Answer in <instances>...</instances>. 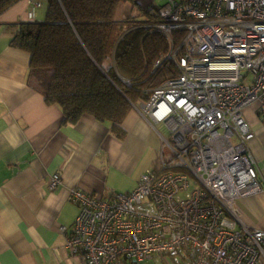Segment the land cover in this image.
Listing matches in <instances>:
<instances>
[{
  "label": "built area",
  "instance_id": "1",
  "mask_svg": "<svg viewBox=\"0 0 264 264\" xmlns=\"http://www.w3.org/2000/svg\"><path fill=\"white\" fill-rule=\"evenodd\" d=\"M165 1L153 26L176 74L136 108L170 136L158 131V165L134 190L71 191L79 214L67 247L84 264H264V230L229 216L263 189L243 108L253 105L264 125V0ZM60 182L54 174L51 187Z\"/></svg>",
  "mask_w": 264,
  "mask_h": 264
},
{
  "label": "crops",
  "instance_id": "2",
  "mask_svg": "<svg viewBox=\"0 0 264 264\" xmlns=\"http://www.w3.org/2000/svg\"><path fill=\"white\" fill-rule=\"evenodd\" d=\"M48 3L20 0L0 19V264H84L67 247V233L79 214L71 191L130 192L146 170L157 167L162 147L161 125L153 127L139 108L129 113L119 137L91 115L63 124L61 106L30 87L31 54L11 44L9 26L44 21ZM32 9L35 17L29 19ZM133 11L131 2L122 1L116 18L125 20ZM253 124L248 148L263 189L239 198L229 216L241 227L264 230V125ZM56 173L61 182L53 189Z\"/></svg>",
  "mask_w": 264,
  "mask_h": 264
},
{
  "label": "trees",
  "instance_id": "3",
  "mask_svg": "<svg viewBox=\"0 0 264 264\" xmlns=\"http://www.w3.org/2000/svg\"><path fill=\"white\" fill-rule=\"evenodd\" d=\"M19 1L0 0V19ZM122 1L133 9L139 5L138 0H49L44 21L9 26L11 44L31 54L28 84L47 103L61 106L63 124L91 115L123 137L125 119L148 98L145 90L176 74L165 56L168 41L153 26L158 6L145 10L147 20L134 14L118 20Z\"/></svg>",
  "mask_w": 264,
  "mask_h": 264
},
{
  "label": "rangeland",
  "instance_id": "4",
  "mask_svg": "<svg viewBox=\"0 0 264 264\" xmlns=\"http://www.w3.org/2000/svg\"><path fill=\"white\" fill-rule=\"evenodd\" d=\"M165 2H166L165 0H152L153 4H149L147 6H146V4L141 5V6L138 5V6H136V8L134 9L132 14L139 15V17H138L139 21L147 20V14L145 13V10L150 9L153 6L163 5V4H165ZM243 114L251 126L255 125V124H253V121H256L257 123L260 122V116H259L257 110L254 108L253 105H248V106L244 107L243 108ZM158 130L161 133H163L165 136H168V137L170 136L169 130L166 126H164V125L158 126ZM170 259H171L170 257H165V260H156L155 261V259H152V260L146 262L145 264H165L164 262L170 261Z\"/></svg>",
  "mask_w": 264,
  "mask_h": 264
}]
</instances>
